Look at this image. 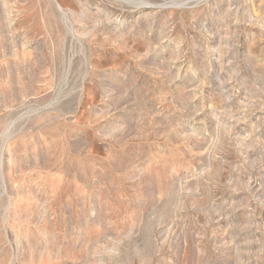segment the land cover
<instances>
[{
  "label": "rangeland",
  "instance_id": "374dc122",
  "mask_svg": "<svg viewBox=\"0 0 264 264\" xmlns=\"http://www.w3.org/2000/svg\"><path fill=\"white\" fill-rule=\"evenodd\" d=\"M0 264H264V0H0Z\"/></svg>",
  "mask_w": 264,
  "mask_h": 264
}]
</instances>
